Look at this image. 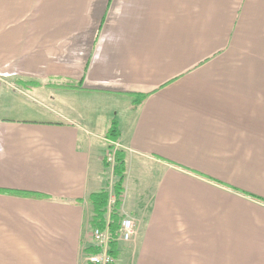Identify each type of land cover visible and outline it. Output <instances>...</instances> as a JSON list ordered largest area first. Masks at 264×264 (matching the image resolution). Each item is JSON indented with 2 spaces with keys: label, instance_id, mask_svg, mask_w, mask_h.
I'll return each instance as SVG.
<instances>
[{
  "label": "crops",
  "instance_id": "0c3cea01",
  "mask_svg": "<svg viewBox=\"0 0 264 264\" xmlns=\"http://www.w3.org/2000/svg\"><path fill=\"white\" fill-rule=\"evenodd\" d=\"M110 142L115 264H264V0H0V264H88Z\"/></svg>",
  "mask_w": 264,
  "mask_h": 264
},
{
  "label": "trees",
  "instance_id": "16d2710c",
  "mask_svg": "<svg viewBox=\"0 0 264 264\" xmlns=\"http://www.w3.org/2000/svg\"><path fill=\"white\" fill-rule=\"evenodd\" d=\"M106 166L108 163L105 161ZM126 153L120 149L116 153L115 165L113 169L114 180L112 184V191L115 198V204L110 211V230L113 233L114 240L111 242L110 253L115 255V248L117 246V237L119 234L120 223L123 215L120 213V209L123 204V198L125 194V181H126ZM90 202L93 205V212L90 219V226L92 228H105L107 226V216L110 204V192L107 189H103L97 193L91 194L89 197ZM93 252H96L93 251Z\"/></svg>",
  "mask_w": 264,
  "mask_h": 264
},
{
  "label": "built area",
  "instance_id": "2783aa9c",
  "mask_svg": "<svg viewBox=\"0 0 264 264\" xmlns=\"http://www.w3.org/2000/svg\"><path fill=\"white\" fill-rule=\"evenodd\" d=\"M122 148L118 142H110V146L105 154V158L111 170L115 165L116 153ZM110 205L115 202V198H111ZM109 209L108 211H110ZM110 214L107 216V226L105 228H92L91 241L92 246L96 248V252L90 253L86 257L88 264H115V257L110 253L111 242L114 240L113 233L110 230ZM138 223L135 218L130 215H125L120 223L119 234L117 241L131 242L138 236Z\"/></svg>",
  "mask_w": 264,
  "mask_h": 264
},
{
  "label": "rangeland",
  "instance_id": "374dc122",
  "mask_svg": "<svg viewBox=\"0 0 264 264\" xmlns=\"http://www.w3.org/2000/svg\"><path fill=\"white\" fill-rule=\"evenodd\" d=\"M88 100H89V102L82 103L81 107H82V111H83L86 119L89 120V121H92L93 119L98 118V114L97 113H100V112H103L102 116L103 115H107L108 117H113V116L110 115L111 112H113V115H115L114 111L120 110V109L122 110L123 107H124V106H122V104H120V105L111 104L108 100H103V99H101V97H98V96L95 97L94 99L88 98ZM96 122H98V121H96ZM96 122H94V123H96ZM112 176L114 177L113 172H112ZM111 196H113V197H111L113 199L114 198L113 191L111 193ZM127 203H129V202H127ZM114 204H115V202L114 203L112 202V205L109 204V209H112V206ZM122 207L120 209V213L124 217L127 214H125L124 211H122ZM110 211H108V215L110 214ZM136 216L137 217H134V216L133 217L135 218L136 222L139 225L140 221L137 220V219L140 218V217H138V215H136Z\"/></svg>",
  "mask_w": 264,
  "mask_h": 264
}]
</instances>
